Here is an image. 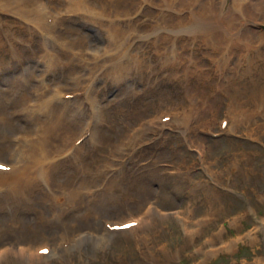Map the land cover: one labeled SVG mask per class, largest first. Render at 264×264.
Segmentation results:
<instances>
[{
	"label": "rangeland",
	"instance_id": "rangeland-1",
	"mask_svg": "<svg viewBox=\"0 0 264 264\" xmlns=\"http://www.w3.org/2000/svg\"><path fill=\"white\" fill-rule=\"evenodd\" d=\"M51 104L54 178L83 188L67 212L47 177L0 191V264H264V0H0V164Z\"/></svg>",
	"mask_w": 264,
	"mask_h": 264
},
{
	"label": "bare ground",
	"instance_id": "bare-ground-1",
	"mask_svg": "<svg viewBox=\"0 0 264 264\" xmlns=\"http://www.w3.org/2000/svg\"><path fill=\"white\" fill-rule=\"evenodd\" d=\"M3 1V0H2ZM101 1V0H100ZM12 2V1H11ZM16 2V1H15ZM14 2V3H15ZM17 2H20V1H17ZM21 2H22V0H21ZM83 2V1H82ZM82 2H80V4H82ZM165 2V1H164ZM178 2V1H177ZM76 3V2H75ZM87 3H89V2H87ZM77 4V3H76ZM86 4V3H85ZM155 5V4H154ZM178 5V4H177ZM238 5V4H237ZM82 6V5H81ZM87 6V5H86ZM108 6V5H107ZM168 6V5H167ZM89 7V6H88ZM87 7V8H88ZM163 7V6H162ZM170 7V6H169ZM242 7V6H241ZM16 8V7H15ZM17 8H19V6L17 7ZM21 8V7H20ZM79 8V7H78ZM46 9H47V7H46ZM86 9V8H85ZM90 9V8H89ZM99 9V8H98ZM16 10V9H15ZM34 10V9H33ZM36 10V9H35ZM48 10V9H47ZM87 10V9H86ZM109 10V9H108ZM215 10V9H214ZM82 11V10H81ZM83 11H85V10H83ZM91 11V10H90ZM89 11V12H90ZM106 11V10H105ZM111 11V10H110ZM121 11V10H120ZM119 11V12H120ZM129 11V10H128ZM245 11V10H244ZM100 12V11H99ZM114 12V11H113ZM133 12V11H132ZM215 12V11H214ZM87 13H88V11H87ZM101 13V12H100ZM201 13V12H200ZM207 13V12H206ZM29 13H27V15H28ZM46 14V13H45ZM91 14V13H90ZM93 14H94V12H93ZM218 14V13H217ZM226 14V13H225ZM30 15V14H29ZM38 16H39V13H38ZM44 16H46V15H44ZM93 16V15H92ZM112 16V15H111ZM204 16V15H203ZM208 16V15H207ZM25 17V16H24ZM27 17V16H26ZM39 17H41V16H39ZM217 17V16H216ZM48 18H49V16H48ZM106 18H108V17H106ZM196 18H198V17H196ZM34 19V18H33ZM38 19H40V18H38ZM181 19V18H180ZM203 19H205V17L203 18ZM206 19H208V17L206 18ZM30 20H31V18H30ZM55 20V19H54ZM54 20H52V21H54ZM227 20V19H226ZM28 21H29V19H28ZM33 21V20H32ZM48 21V20H47ZM46 21V22H47ZM116 21V20H115ZM236 21V20H235ZM43 22V21H42ZM45 22V23H46ZM203 22V21H202ZM212 22V21H211ZM30 24H31V22H29ZM36 23H38V22H36ZM39 23H41V22H39ZM52 23V22H51ZM56 23V22H55ZM110 23H112V22H110ZM127 23V22H126ZM204 23H206V22H204ZM214 23V22H213ZM220 23V22H219ZM262 23V22H261ZM33 24V23H32ZM128 24H130V23H128ZM164 24V23H163ZM203 24V23H202ZM207 24V23H206ZM34 25V24H33ZM38 26H39V24H37ZM36 25V26H37ZM43 25V24H42ZM41 25V26H42ZM45 25H47V24H45ZM53 25V24H52ZM116 25V24H115ZM35 25H34V27H36ZM48 26V25H47ZM55 26V25H54ZM203 26V25H202ZM217 26V25H216ZM130 27V26H129ZM207 26H205V28H206ZM218 27V26H217ZM38 28V27H37ZM47 28V27H46ZM117 28V27H116ZM125 28V27H124ZM208 28V27H207ZM112 29V28H111ZM128 29V28H127ZM210 29V28H209ZM218 29V28H217ZM41 30V29H40ZM206 30V29H205ZM215 30V29H214ZM48 32H49V30H47ZM54 31V30H53ZM52 31V32H53ZM208 31V30H207ZM237 31V30H236ZM52 32H50L51 34H52ZM110 32V31H109ZM112 32V31H111ZM116 32H118L117 30H116ZM49 33V34H50ZM54 33V32H53ZM115 33V32H114ZM176 33V32H175ZM178 33H180V32H178ZM177 33V34H178ZM196 33V32H195ZM203 33H205L206 34V37H204V38H213V39H215V38H218V37H220L219 35H217V34H219V32H213V33H210L209 34V32H204L203 31ZM50 34V35H51ZM110 34V33H109ZM115 34H118V33H115ZM121 34V33H120ZM123 34V33H122ZM130 34V33H129ZM156 34H158L157 32H156ZM53 35V34H52ZM51 35V36H52ZM57 35V34H56ZM111 35V34H110ZM46 36V35H45ZM127 35H125V37H126ZM153 36H154V33H153ZM161 36V35H160ZM159 36V37H160ZM55 37V36H54ZM53 37V38H54ZM130 37V36H129ZM162 37V36H161ZM46 38V37H45ZM53 38H52V40H53ZM113 38H115V37H113ZM55 39V38H54ZM58 39V38H57ZM112 39V38H111ZM120 39V38H119ZM60 40V39H59ZM63 40V39H62ZM62 40H60V41H62ZM131 40V39H130ZM225 40V39H224ZM247 40V39H246ZM46 41V40H45ZM64 41V40H63ZM110 42H112L111 40H109ZM116 41V40H115ZM46 42H48V40L46 41ZM119 42V44L121 43L120 42V40H117V43ZM125 42H127V41H125ZM60 43V42H59ZM65 43V42H64ZM229 43V42H228ZM69 44V43H68ZM231 44V43H230ZM67 45V44H66ZM117 45V44H116ZM123 45H124V42H123ZM63 46V45H62ZM61 46V47H62ZM109 46V48H108V50L106 51V53H112L113 51H116L117 49H115L111 44L110 45H108ZM55 47V46H54ZM126 47H127V45H126ZM13 48V47H12ZM120 48V47H119ZM52 49V48H51ZM66 49H68L67 51H69V48H66ZM70 49H71V46H70ZM122 49V48H121ZM125 50V49H124ZM73 51V50H72ZM119 51H121V50H119ZM74 52H75V50H74ZM17 53V52H16ZM125 53V52H124ZM124 53H123V56H124ZM69 54H71L72 55V53L71 52H69ZM80 54V53H79ZM125 54H128V53H125ZM120 55H121V53H120ZM56 56V55H55ZM58 56V55H57ZM15 57V56H14ZM111 57V56H110ZM57 58V57H56ZM75 58V57H74ZM72 59V58H71ZM71 59H70V61H71ZM80 59H82V57L80 58ZM73 60H75V59H73ZM72 63V62H71ZM73 63H74V61H73ZM129 66V65H128ZM126 68V67H125ZM99 70V69H98ZM90 76V75H89ZM42 81V80H41ZM44 81V80H43ZM79 81V80H78ZM40 83H42V82H40ZM73 83L76 85V81H74L73 80ZM77 83H79V82H77ZM83 83V82H82ZM87 83V82H86ZM92 84V82H89L88 83V86H90ZM50 85V84H49ZM48 85V86H49ZM41 87V86H40ZM44 87V86H43ZM77 88H79V90L78 89H76L75 88V90L74 91H71V92H64V91H57V93L56 94H54L53 93V90H52V92H51V95H50V101H52L53 99H57V98H59V99H62V97H64V96H66V95H70V94H78V95H80V97H81V99H80V101H85L86 103H87V101H88V98H87V95H88V93H89V90H88V87H85L84 89L82 88V85L80 84V86H77ZM90 88V87H89ZM48 89V88H47ZM91 89H92V86H91ZM76 90L78 91V92H76ZM93 90V89H92ZM43 91H45L44 89H43ZM43 91H42V93H43ZM41 93V94H42ZM44 93H46V92H44ZM43 93V94H44ZM60 93H65L64 95H59ZM92 93H94V91L92 92ZM94 94H96V93H94ZM93 94V95H94ZM44 97H46V96H44ZM43 97V98H44ZM93 97V96H92ZM49 98V97H48ZM96 98V97H95ZM93 99V98H92ZM39 100V99H38ZM37 100V101H38ZM42 100V102H43V100L44 99H41ZM45 101H46V99H45ZM48 101V100H47ZM62 101V100H61ZM75 101H73V103H74ZM26 103H27V101H26ZM25 103V104H26ZM63 103V102H62ZM72 103V102H71ZM90 103V102H89ZM38 104H39V106L40 107H42V103H39L38 102ZM58 104V103H57ZM76 104H77V102H76ZM82 104H84V103H82ZM45 105H47V102L45 103ZM91 105H93V104H91ZM48 106V105H47ZM97 106V105H96ZM91 107H93V106H91ZM46 108H48V107H46ZM191 108V107H190ZM233 109V108H232ZM236 109V108H235ZM234 109V110H235ZM29 110H30V108H29ZM93 110V109H92ZM91 110V111H92ZM233 110V111H234ZM26 111H27V109H26ZM39 111L40 110H37V113H35L36 115H37V119L39 120L38 122L40 123V121H41V119L43 118V116L41 117L40 115H39ZM197 111V110H196ZM76 112V111H75ZM235 112V111H234ZM169 114H171V113H169ZM32 115H34L33 113L31 114V116ZM56 115V111H55V109H53V104H51V105H49V109H48V111H47V113H45L44 114V120H42V122H41V125L44 123V126H48V127H44V126H41V127H43L42 129L40 128V126H39V129L41 130V131H37L38 130V128L36 127L33 131L35 132V133H37V134H39V133H41L40 134V136L38 137L39 139L37 140L36 139V141H37V143H38V145L36 146V148H32L31 147V145L30 144H32L33 145V143L35 142V144H36V141H35V139H28V137H23V139H24V141L23 142H21V143H16V145H15V148H14V150L12 151V153L10 154V160H11V164H8V165H5V164H0V165H2V169H0V191H5L6 193H11V195H13V194H15L14 196H23L27 191H33V189L36 187V186H38L39 187V185H41V183L42 184H44V182L46 181V177H47V181H46V186L49 188V192H51V194H52V197H51V195H49L50 196V198H51V202L54 204V205H56L58 208H59V210L60 211H62V210H66L68 207H72L73 206V204H74V206H76V194L80 191V190H82V188H83V186L81 187V185L79 184V182L77 181L76 182V186H75V184L74 185H70V184H68L67 186H65V185H61V184H59V185H61V186H58L57 184H58V182L55 180V172L57 171V168H58V166L61 164V161L59 160V159H56L57 157H55V155H54V153L53 152H56V149L54 148V146H53V148H52V144H54L55 143V141L56 140H58L57 138H56V136L59 134V132H58V130H59V127H60V129L62 128V129H65V130H69L68 129V126H67V123L62 119V117L61 118H59V117H57V116H55ZM58 115V114H57ZM61 115V114H60ZM93 115V114H92ZM186 115V114H185ZM227 115V114H226ZM30 116V117H31ZM230 116H232V115H230ZM236 116V115H235ZM196 117V116H195ZM32 118V117H31ZM64 118H65V116H64ZM156 118V117H155ZM175 118V117H174ZM177 118V117H176ZM186 118H188L187 116H186ZM228 118V117H227ZM226 118V119H227ZM36 119V117H34V119L32 118V120H35ZM84 121L80 124L81 126H82V131H81V133L79 134V137H82L83 135H85L86 133H88L87 132V126H86V118L84 117V119H83ZM159 120V119H158ZM173 120H176V119H173ZM178 120V119H177ZM230 120V119H229ZM233 120V119H232ZM170 121V120H169ZM168 121V122H169ZM179 121V120H178ZM222 122V121H221ZM171 124V123H170ZM182 124V123H181ZM187 124V123H186ZM147 125V124H146ZM154 125V124H153ZM160 125V124H159ZM159 125H157L158 127H160ZM236 125V124H235ZM148 126H149V123H148ZM155 126H156V124H155ZM168 126H170V125H168ZM184 126H185V124H184ZM233 126V125H232ZM231 126V127H232ZM58 127V128H57ZM139 127V126H138ZM151 127V126H150ZM165 127H166V125H165ZM48 128V129H47ZM55 128V129H54ZM145 128V127H144ZM188 128V127H187ZM44 129H46V131H43ZM143 129V128H142ZM71 130V129H70ZM140 130V129H139ZM155 130V129H154ZM188 130V129H187ZM146 131V130H145ZM32 133V134H35V133ZM63 132H65V131H63ZM44 133H46V135L44 134ZM67 133V132H66ZM71 133V132H70ZM147 133V132H146ZM141 134H142V132H141ZM67 135V134H66ZM31 136V135H30ZM35 136V135H34ZM86 136V135H85ZM90 136V135H89ZM137 136V135H136ZM136 136H134V137H136ZM142 136V135H141ZM36 137V136H35ZM60 137V136H59ZM67 137V136H66ZM65 137V138H66ZM91 137V136H90ZM64 138V139H65ZM72 138H73V136H72ZM72 138L71 139H69V138H67V139H69L68 141L66 140V142H62V143H59V144H61V146L65 149V153H68V152H70L69 153V155H71V156H73V154H75V153H77V150L79 149V147L78 146H76L75 144H77V143H75V142H73L72 141ZM74 138H76L75 136H74ZM26 139H28V140H26ZM79 139V138H78ZM77 139V140H78ZM135 139V138H134ZM141 139V138H140ZM19 140V142L22 140L21 139V137H20V139H18ZM30 140V141H29ZM39 140H40V143H39ZM60 140V139H59ZM76 140V141H77ZM127 140H130V139H127ZM131 140H132V135H131ZM75 141V140H74ZM79 141V140H78ZM30 142H32V143H30ZM57 142V141H56ZM73 142V143H72ZM58 143V142H57ZM22 145H27V148H28V150H27V153H26V156H23V155H21L20 154V157L21 156H23L24 158H22V159H16V154L20 151V149H22L21 148V146ZM56 145V144H55ZM81 145V144H80ZM127 145V144H126ZM59 147H60V145H59ZM81 147V146H80ZM126 147V146H125ZM131 147V146H130ZM26 149V148H25ZM24 149V150H25ZM62 149V148H61ZM130 149V148H129ZM60 150V149H59ZM63 150V149H62ZM58 151V150H57ZM125 151H127V150H125ZM128 152V151H127ZM60 153V152H59ZM63 154V153H62ZM18 155V154H17ZM60 155V154H59ZM63 156V155H62ZM81 156V155H80ZM69 157V156H68ZM77 157V160L80 158V157H78V155L76 156ZM59 158V157H58ZM74 159V158H73ZM80 160V159H79ZM66 161H67V157H66ZM74 161V160H73ZM67 163V162H66ZM77 163V162H76ZM79 163V162H78ZM84 164V163H83ZM78 166V165H77ZM63 167V166H62ZM82 170V169H81ZM76 171L78 172V168H76ZM103 173V172H102ZM101 174V173H100ZM57 176V175H56ZM80 185V186H79ZM62 187H68L67 188V192L65 193V192H63V191H65V190H63L62 191ZM61 189V190H60ZM85 189V188H84ZM86 189H89V188H86ZM85 189V190H86ZM1 193V192H0ZM27 194V193H26ZM149 210V209H148ZM148 210H146L142 215H141V218L139 219V220H144L145 218H146V216L148 215ZM66 212H67V210H66ZM65 212V213H66ZM64 213V212H63ZM63 215V214H62ZM149 219V218H148ZM147 219V220H148ZM133 219H129V220H127V219H116L115 220V222H108L107 223V227H109V226H117L118 225V227L116 228V230L118 229L120 232H124L125 233V230L126 229H128V230H130V229H132V228H135V227H132V228H130L131 226H129V225H127L128 224V222H133L132 221ZM147 220H145V222L147 221ZM137 220H135V222H136ZM130 222V223H131ZM145 222H144V224H145ZM149 222V221H148ZM138 224V223H137ZM146 224H148V223H146ZM135 226V225H134ZM106 227V228H107ZM141 227V226H140ZM108 229V228H107ZM109 230V229H108ZM132 231H134V229H132V230H130L129 232H132ZM118 232V231H117ZM128 232V231H127ZM128 232V233H129ZM109 232L108 231H106V234H108ZM126 234V233H125ZM62 236V235H61ZM65 236V235H64ZM63 236V237H64ZM66 236H68V235H66ZM80 236V235H79ZM62 238V237H61ZM60 238V239H61ZM63 239V238H62ZM86 240V239H85ZM69 241V240H68ZM67 241V242H68ZM66 242V243H67ZM64 243H65V239H64ZM69 243V242H68ZM57 244V243H56ZM57 246H61L60 245V243H58L57 245H55V244H53L51 247H48V245H46V244H44V245H41L40 247H37L36 249H34V251H38L39 249L41 250V249H45V248H49L48 250L50 251L51 250V252H54L55 251V249L57 248ZM9 247V246H8ZM12 247H15V246H12ZM17 247V246H16ZM15 247V248H16ZM18 248H20V247H18ZM22 248V247H21ZM17 249V248H16ZM58 249H59V247H58ZM19 250H21V249H19ZM29 250H31V249H29ZM29 250L26 248V249H23L22 248V251L24 252V253H29ZM39 250V251H40ZM62 250V249H61ZM61 250H60V252H61ZM17 251V250H16ZM64 251V250H63ZM66 251V250H65ZM19 252V251H18ZM30 252H32V250L30 251ZM30 254V253H29ZM33 254V253H32ZM49 254V253H48ZM52 253H50V255H51ZM35 255H36V253H35ZM58 255V254H57ZM30 256V255H29ZM52 256V255H51ZM27 257V256H26ZM37 257H39L38 255H37Z\"/></svg>",
	"mask_w": 264,
	"mask_h": 264
}]
</instances>
